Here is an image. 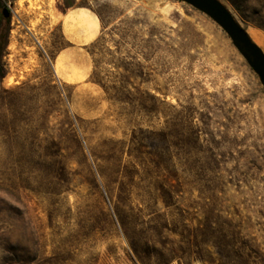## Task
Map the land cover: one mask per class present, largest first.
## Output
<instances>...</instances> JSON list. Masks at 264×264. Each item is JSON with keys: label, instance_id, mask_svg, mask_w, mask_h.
<instances>
[{"label": "rangeland", "instance_id": "374dc122", "mask_svg": "<svg viewBox=\"0 0 264 264\" xmlns=\"http://www.w3.org/2000/svg\"><path fill=\"white\" fill-rule=\"evenodd\" d=\"M219 1L264 41V0ZM2 6L0 264H264V89L212 20Z\"/></svg>", "mask_w": 264, "mask_h": 264}, {"label": "water", "instance_id": "95a60500", "mask_svg": "<svg viewBox=\"0 0 264 264\" xmlns=\"http://www.w3.org/2000/svg\"><path fill=\"white\" fill-rule=\"evenodd\" d=\"M179 1L206 15L226 34L264 89V54L229 10L219 0Z\"/></svg>", "mask_w": 264, "mask_h": 264}, {"label": "trees", "instance_id": "16d2710c", "mask_svg": "<svg viewBox=\"0 0 264 264\" xmlns=\"http://www.w3.org/2000/svg\"><path fill=\"white\" fill-rule=\"evenodd\" d=\"M10 10L6 6L0 7V64L7 45L9 32ZM3 69L0 65V78H3Z\"/></svg>", "mask_w": 264, "mask_h": 264}, {"label": "bare ground", "instance_id": "6f19581e", "mask_svg": "<svg viewBox=\"0 0 264 264\" xmlns=\"http://www.w3.org/2000/svg\"><path fill=\"white\" fill-rule=\"evenodd\" d=\"M96 34H97V29L96 28H92L91 29V32L89 34V36H86L82 42L83 44H88L90 43L95 37H96ZM247 34L249 35V37L251 38V40L259 47L262 48V50L264 51V41L263 39L260 37V35L254 31H247ZM11 48V47H9ZM12 81V80H11Z\"/></svg>", "mask_w": 264, "mask_h": 264}, {"label": "crops", "instance_id": "0c3cea01", "mask_svg": "<svg viewBox=\"0 0 264 264\" xmlns=\"http://www.w3.org/2000/svg\"><path fill=\"white\" fill-rule=\"evenodd\" d=\"M75 15H76V14H75ZM75 15H74V16H75ZM61 16H62V20H60V22H59V26L62 28V27H63V19L66 18L67 14L64 13V14H62ZM84 45H86V44H82L81 46H84Z\"/></svg>", "mask_w": 264, "mask_h": 264}, {"label": "built area", "instance_id": "2783aa9c", "mask_svg": "<svg viewBox=\"0 0 264 264\" xmlns=\"http://www.w3.org/2000/svg\"><path fill=\"white\" fill-rule=\"evenodd\" d=\"M40 47V45H38Z\"/></svg>", "mask_w": 264, "mask_h": 264}]
</instances>
